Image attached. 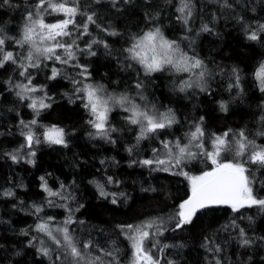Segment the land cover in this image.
I'll use <instances>...</instances> for the list:
<instances>
[{
  "label": "trees",
  "instance_id": "1",
  "mask_svg": "<svg viewBox=\"0 0 264 264\" xmlns=\"http://www.w3.org/2000/svg\"><path fill=\"white\" fill-rule=\"evenodd\" d=\"M37 3L38 0H8L5 4L0 0V27L8 36L18 37L25 14L34 11ZM67 3L78 7L75 25H69L72 35L63 38L64 42H74L75 60L67 65L46 60L39 69H29L30 86L38 91L26 94L24 100L16 96L19 89L15 85L27 83L18 74L20 69L13 64L0 69V264H74L62 249L35 231L36 225L49 217L53 218V229L67 226L80 245L91 241L93 247L83 250L85 261L81 264L96 256L100 257L96 264H127L132 247L126 226L152 220H163V228L167 229L145 244L160 264H264V209L252 206L235 213L228 206L213 207L197 213L192 224L172 230L175 222L171 217L179 203L187 199L189 183L182 175L154 171L155 165L140 163L154 158L153 149H158L156 155L164 158L161 140L180 138L187 143L186 133L201 117L208 151L212 150L210 135L228 130L232 134L244 130L249 140L264 147V92L254 75L264 63V38L248 39L251 31L264 37L260 30L264 25V0H187L192 12L187 24L183 17L188 9L179 11L183 0H120L115 7L111 0ZM92 13L96 23L88 24V34H82L86 15ZM43 16L46 23L64 19L62 14L45 12ZM205 25L211 31H202ZM152 27H159L166 38L178 42L183 52L203 61L206 91L193 87L180 92V82L189 80L192 74L186 77L188 73L165 71L145 77L139 65L126 59L124 49L131 38ZM110 32L118 34L109 35ZM93 40L102 42L92 44L95 56L87 51ZM8 45L6 50L21 60L26 55L27 46L20 48L11 40ZM58 52L63 55V50ZM130 63L132 67L127 66ZM77 64L87 66L91 74L88 79L79 75L81 69L74 66ZM53 67L60 75L50 79ZM233 69L238 70V87ZM137 80L143 81V90L134 88ZM87 83L104 85L116 95L128 93L146 110L171 109L178 123L137 141L138 127L125 119L130 113L114 106L107 126L117 129L110 133L115 142L96 136V130L87 122L91 117L78 98L82 94L75 92ZM138 91L142 95H137ZM33 99H43L50 107L34 110L28 106ZM221 102L227 104V111L221 110ZM33 120L35 124H31ZM52 127L64 130L67 147L44 139V132ZM29 130L40 140L31 148L22 135ZM11 155H17V161ZM220 159L244 163L254 195L264 199V167L248 163L247 153L236 157L234 151L225 152ZM211 167L206 157L198 155L183 170L199 175ZM41 177L48 188L61 195L48 196ZM98 185L103 186L107 196L100 195ZM6 192L13 195H4ZM36 207L42 211L36 212ZM69 218L73 223L65 225ZM237 226L253 241L249 246H240ZM41 247L50 249L49 256L40 254ZM217 247L220 251H216ZM109 252L111 256L105 254Z\"/></svg>",
  "mask_w": 264,
  "mask_h": 264
},
{
  "label": "snow or ice",
  "instance_id": "2",
  "mask_svg": "<svg viewBox=\"0 0 264 264\" xmlns=\"http://www.w3.org/2000/svg\"><path fill=\"white\" fill-rule=\"evenodd\" d=\"M3 2L6 4L8 0H3ZM119 2L120 0H111L114 7ZM123 2L128 3L129 0H123ZM226 6L230 7L231 5ZM185 9H188V11L186 16L183 17V22L187 24V18L192 15L187 0H183V7L179 11L183 13ZM45 12L49 15L62 14L65 18L55 23H46L43 16ZM77 14L78 7L75 5L69 6L67 0H38L35 10L28 11L25 14V23L18 37L8 36L5 29L0 27V69L5 68L8 64L16 65L20 69L18 74L27 80L25 84L15 85V88L19 89L16 91V96L20 100H24L26 94L38 91L36 87L30 86L31 73L29 69H39L42 62L46 60L67 65L70 61L76 59L73 51L74 42H64L63 38L72 35V32L69 30V25H75V17ZM94 16L95 13L86 15V22L81 26L83 28L82 34H88V24L96 23ZM104 30L107 31V29ZM260 30L264 31V25H260ZM202 31L208 32L211 29L205 25ZM117 34L116 32L109 33V35ZM262 38L264 37L258 36L256 31H251L248 34V39L253 41ZM10 40L20 48L27 46L26 55L22 57V60L14 55L12 51L6 50V46H9L8 41ZM95 43L102 42L93 40L92 43L87 45V51L92 56L96 55V52L92 51V44ZM104 47L107 48L108 45L105 43ZM58 50H63V55ZM124 51L127 54L126 59L139 65L145 77H150L153 73H162L165 71L191 73L196 79L193 81L190 77L189 80H182L178 86L179 91L184 92L193 87H197L201 91L207 90V70L203 61L194 56L190 57L187 53L183 52L178 42L166 38L159 27L149 28L142 31L141 34L133 36L130 45ZM74 66L81 69L79 75L84 79H88L91 75L88 72L87 66L79 64ZM127 66L132 67L133 65L130 63ZM232 72L235 75L236 86L238 87V70L233 69ZM58 75H60L59 70L53 67L51 69L50 79H55ZM254 75L259 82L260 90L264 92V63L259 65ZM73 83L80 84L81 81H73ZM134 88L143 90V81L137 80ZM75 92L82 94L78 98L83 101V107L91 117L87 122L96 130L95 135L108 139L113 143L115 141L111 140L110 133L116 132L117 129L108 127L107 124L109 113L114 106H119L124 112L130 113L125 119L128 124L138 127L139 134L137 135V141L147 139L150 135L158 134L162 130L170 129L172 125L178 123L175 113L171 109L164 112L143 109L134 102L135 98L133 96H130L128 93L113 94L104 85L87 83L83 84L82 87L76 88ZM137 95L142 94L138 91ZM28 106L34 110H38V107H50L43 99L39 101L33 99ZM220 108L222 111H227V104L221 102ZM202 122L203 117L200 118L199 122L194 124L193 130L186 133L187 143H182L180 138L175 140H161L164 158L156 155L159 152L158 149H153V159L140 161L144 166L151 167L155 165V168L152 169L154 171H171L174 175H182L189 183L190 195L187 199L179 203L178 211L171 217L175 222V227L172 230L182 229L185 225L192 224L197 213H204L205 210L215 206L226 205L235 213L240 212L245 207L252 206H258L264 209V199L257 198L253 193L251 181L246 174L248 169L245 167V164L239 161L224 162L220 159L222 153L225 152L234 151L236 157H243L247 153L248 163L264 167V147H259L249 140L244 130H240L234 134L231 133V130H228L222 134L213 133L210 135L212 150L208 151L205 149L204 138L206 133ZM35 123V120L31 121V124ZM21 124H24V122L21 121ZM24 127H29V125L24 124ZM261 134L264 135V133ZM22 135L25 136L28 148H31L33 143H40L39 139L34 138L31 130L27 133H22ZM43 136L49 144L64 145L67 147L64 139L65 133L62 128H49L44 132ZM31 155L34 156L35 153L32 152ZM198 155L206 157L211 162L212 167L201 172L199 175H189L188 172L183 170V166H186L191 160L196 159ZM11 159L15 162L18 157L17 155H11ZM28 162L33 163L32 160ZM176 169H179V171H174ZM40 179L44 181L42 187L48 193V196L61 195L60 192H54L48 188L44 177ZM108 182H113L111 177L108 178ZM98 187L101 196L108 195L102 185H98ZM61 188H63V185H61ZM4 195L11 196L13 193L6 192ZM112 203L115 204L116 200L113 199ZM49 204H51V201H49ZM40 211H42V208L36 207V212ZM52 219L49 217L48 221L38 223L35 231L44 234V236L52 241L57 249H62L63 254L66 257H70L74 264H81V261H85L83 250L93 247L91 241L83 242L80 245L73 238L67 226L53 229L50 226ZM64 223L67 225L73 223V221L69 218ZM163 223V220H152L138 226H126L130 233L127 238L131 241V247L133 249L132 264H160L159 258H154L150 249L145 247V244L152 237L163 235V232L167 230L163 228ZM233 224H235V221H233ZM237 228L240 237V246H249L253 241L248 238L243 228H239L238 226ZM153 229L154 231H149ZM54 233H58L59 235ZM23 234L27 235L28 233L24 232ZM205 239L206 241L208 240L207 237ZM33 240H36V238L33 237ZM40 243L43 244V240ZM31 244L32 242L30 241ZM155 246L156 244L153 243L152 247L154 248ZM164 247L167 248L169 245H164ZM38 251L43 256H49L50 253L48 247H41ZM216 251H220L219 247L216 248ZM105 254L112 255L110 252ZM56 258L60 259L61 257L58 255ZM98 261H100V257L96 256L92 260L87 261V264H96ZM169 264H172V262L169 261ZM217 264H219V261H217Z\"/></svg>",
  "mask_w": 264,
  "mask_h": 264
},
{
  "label": "rangeland",
  "instance_id": "3",
  "mask_svg": "<svg viewBox=\"0 0 264 264\" xmlns=\"http://www.w3.org/2000/svg\"><path fill=\"white\" fill-rule=\"evenodd\" d=\"M65 18V17H64ZM198 71V70H197ZM191 73H188L187 74V76L186 77H189V75H190ZM196 79V77L193 75L192 77H191V80H195ZM132 258H133V249H132V257L130 258V260H129V262L127 263V264H132Z\"/></svg>",
  "mask_w": 264,
  "mask_h": 264
},
{
  "label": "water",
  "instance_id": "4",
  "mask_svg": "<svg viewBox=\"0 0 264 264\" xmlns=\"http://www.w3.org/2000/svg\"><path fill=\"white\" fill-rule=\"evenodd\" d=\"M189 195H190V193H189ZM189 195H188V196H189ZM222 206H226V205H222ZM215 207H219V206H215Z\"/></svg>",
  "mask_w": 264,
  "mask_h": 264
}]
</instances>
